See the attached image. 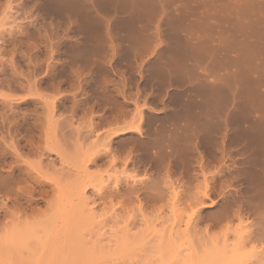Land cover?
Segmentation results:
<instances>
[{
	"label": "rangeland",
	"instance_id": "obj_1",
	"mask_svg": "<svg viewBox=\"0 0 264 264\" xmlns=\"http://www.w3.org/2000/svg\"><path fill=\"white\" fill-rule=\"evenodd\" d=\"M261 216L264 0H0V264H264Z\"/></svg>",
	"mask_w": 264,
	"mask_h": 264
},
{
	"label": "bare ground",
	"instance_id": "obj_2",
	"mask_svg": "<svg viewBox=\"0 0 264 264\" xmlns=\"http://www.w3.org/2000/svg\"><path fill=\"white\" fill-rule=\"evenodd\" d=\"M263 216V215H262ZM262 216L260 217V219H262ZM259 219V218H258ZM259 219V220H260ZM263 220V224H261L260 225V228H259V230L256 228H254V231L253 230H251L252 232L250 233L249 232V234H248V232H245L246 234L245 235H247L246 237H245V240L247 241L248 240V244H249V242L251 243V242H253V244H254V242H257V243H262L263 241H264V218L262 219ZM127 226V225H126ZM189 227V226H188ZM126 228V227H125ZM127 229H129V228H126V230ZM251 229V228H250ZM255 230H257V231H255ZM189 232H190V227H189V230H188ZM249 231V230H248ZM187 232V231H186ZM185 232V233H186ZM188 232V233H189ZM183 233H184V231H183ZM187 234V233H186ZM244 235V236H245ZM241 237H242V235H241ZM187 238H189V237H187ZM244 239V238H243ZM240 240H242L241 238H240ZM244 240V241H245ZM190 243V242H189ZM244 244H246L245 242H244ZM243 244V245H244ZM254 248V247H253ZM238 249V248H237ZM254 250V249H253ZM258 250V249H257ZM254 252H256L255 250H254ZM258 252H260V251H258ZM252 253H253V251H252ZM252 253H250L251 254V256H252ZM255 254H258V253H255ZM255 254H253V256H255L257 259H258V255H255ZM262 255H263V251H262ZM252 256V257H253ZM260 256H261V252H260ZM251 257V258H252ZM262 260V259H261ZM254 261V260H253ZM256 261V260H255ZM254 261V262H255ZM252 261H250V263H251ZM254 262H252V264H257V261L254 263Z\"/></svg>",
	"mask_w": 264,
	"mask_h": 264
}]
</instances>
